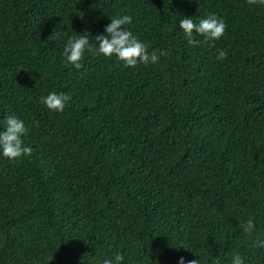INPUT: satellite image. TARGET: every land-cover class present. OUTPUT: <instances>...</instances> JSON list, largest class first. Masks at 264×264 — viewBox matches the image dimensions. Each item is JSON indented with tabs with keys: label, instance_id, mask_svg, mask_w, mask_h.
<instances>
[{
	"label": "trees",
	"instance_id": "16d2710c",
	"mask_svg": "<svg viewBox=\"0 0 264 264\" xmlns=\"http://www.w3.org/2000/svg\"><path fill=\"white\" fill-rule=\"evenodd\" d=\"M209 13L224 35L189 44L179 19ZM125 14L155 64L65 62L68 37L94 44ZM50 91L70 96L63 112L41 102ZM8 114L32 152L0 158V264H102L117 251L123 264H264V4L0 0Z\"/></svg>",
	"mask_w": 264,
	"mask_h": 264
},
{
	"label": "clouds",
	"instance_id": "9594fccd",
	"mask_svg": "<svg viewBox=\"0 0 264 264\" xmlns=\"http://www.w3.org/2000/svg\"><path fill=\"white\" fill-rule=\"evenodd\" d=\"M249 3L264 4V0H249ZM133 22L131 15H119L110 17V22L105 25L101 34L95 35V43H90L89 33L87 35L70 36L64 43L62 55L65 62L75 69H80L86 52L103 57L115 56L128 66H135L138 63L155 64L159 60L156 51L149 52L148 44L141 40L131 30L124 28ZM178 25L188 38L189 44L199 43L195 36H203L205 40H219L225 32L227 25L222 17L215 13H209L203 18L195 21L192 16H184L179 19ZM53 35V33H52ZM160 55H164L163 52ZM228 55L224 49L217 50V59L223 60ZM70 100L66 92L50 91L46 96H41V102L49 111L61 113L64 111ZM28 132L25 121L15 114H8L0 120V158L9 160L19 159L31 155L32 148L25 144L24 135ZM254 224L251 220L244 225L245 232H251ZM257 247H264V239L254 242ZM125 257L122 252L117 251L110 257H105L102 264H123ZM199 260L187 261V264H199ZM178 264H186L183 257ZM231 264H243L237 254L232 257Z\"/></svg>",
	"mask_w": 264,
	"mask_h": 264
}]
</instances>
